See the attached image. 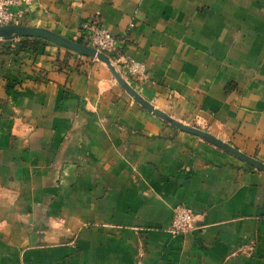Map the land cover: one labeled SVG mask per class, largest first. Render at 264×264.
Returning a JSON list of instances; mask_svg holds the SVG:
<instances>
[{
  "label": "crops",
  "instance_id": "0c3cea01",
  "mask_svg": "<svg viewBox=\"0 0 264 264\" xmlns=\"http://www.w3.org/2000/svg\"><path fill=\"white\" fill-rule=\"evenodd\" d=\"M95 15L146 99L264 161V0H31L22 23L81 41ZM90 58L0 39V264H264V171Z\"/></svg>",
  "mask_w": 264,
  "mask_h": 264
},
{
  "label": "water",
  "instance_id": "95a60500",
  "mask_svg": "<svg viewBox=\"0 0 264 264\" xmlns=\"http://www.w3.org/2000/svg\"><path fill=\"white\" fill-rule=\"evenodd\" d=\"M18 37H38L57 44L61 47L68 48L80 55L96 58L104 62L114 77L117 79L122 88L133 97L138 103H140L144 108L170 123L171 125L184 130L186 132L195 134L202 137L203 139L212 142L213 144L221 147L222 149L232 153L239 159L247 162L251 166L264 171V161L247 154L246 152L240 150L238 147L234 146L228 141L223 140L214 133L205 130L203 128L185 123L166 111L156 107L151 101L146 99L119 71L116 65L112 62L109 54L99 50L96 47L83 43L81 41L66 37L52 29L45 27L32 26L27 24H6L0 26V38L3 40L14 39Z\"/></svg>",
  "mask_w": 264,
  "mask_h": 264
},
{
  "label": "built area",
  "instance_id": "2783aa9c",
  "mask_svg": "<svg viewBox=\"0 0 264 264\" xmlns=\"http://www.w3.org/2000/svg\"><path fill=\"white\" fill-rule=\"evenodd\" d=\"M31 0H0V26L6 24H23L25 5ZM81 34L85 43L107 54H115L112 62L125 78L145 79L148 77L146 63L124 55L122 44L125 38L113 35L102 25L98 16H93L82 23ZM112 59V58H111ZM196 218L186 205L179 204L174 208V217L170 225L173 233L187 232L195 227Z\"/></svg>",
  "mask_w": 264,
  "mask_h": 264
},
{
  "label": "trees",
  "instance_id": "16d2710c",
  "mask_svg": "<svg viewBox=\"0 0 264 264\" xmlns=\"http://www.w3.org/2000/svg\"><path fill=\"white\" fill-rule=\"evenodd\" d=\"M19 39L23 42L24 45L31 46L34 49V51L38 50L41 43L43 44L51 43L50 41H47L45 39L38 38V37L37 38L36 37H20ZM81 42L85 43L84 39H82ZM110 57L112 58V60H115L116 55L110 54Z\"/></svg>",
  "mask_w": 264,
  "mask_h": 264
},
{
  "label": "rangeland",
  "instance_id": "374dc122",
  "mask_svg": "<svg viewBox=\"0 0 264 264\" xmlns=\"http://www.w3.org/2000/svg\"><path fill=\"white\" fill-rule=\"evenodd\" d=\"M18 38H20V37H18ZM1 39V38H0ZM1 40H3V39H1ZM48 44V43H47ZM49 45H57V44H54V43H49ZM65 47H63V49H64ZM65 50H67V51H69L68 50V48H65ZM82 56H84V55H82ZM88 57V56H87ZM90 58V57H89ZM90 59H95L96 61H100V60H98V59H96V58H93V57H91ZM101 62V61H100ZM104 65H106L105 63H104ZM107 66V65H106ZM113 75V74H112ZM114 76V75H113ZM125 77V76H124ZM114 79H116L115 77H114ZM127 79V78H126ZM116 81H117V79H116ZM118 82V81H117ZM118 84H119V82H118ZM120 85V84H119ZM121 86V85H120ZM122 87V86H121ZM125 91V90H124ZM126 92V91H125ZM131 96V95H130ZM132 97V96H131ZM133 98V97H132ZM136 101V100H135ZM141 105V104H140ZM192 125V124H191ZM194 126H196V124L194 125Z\"/></svg>",
  "mask_w": 264,
  "mask_h": 264
}]
</instances>
